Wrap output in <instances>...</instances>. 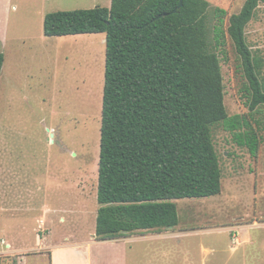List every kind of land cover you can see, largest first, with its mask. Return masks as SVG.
<instances>
[{"label": "rangeland", "instance_id": "1", "mask_svg": "<svg viewBox=\"0 0 264 264\" xmlns=\"http://www.w3.org/2000/svg\"><path fill=\"white\" fill-rule=\"evenodd\" d=\"M45 1L15 0L14 5L26 8L11 9L8 21L3 14L0 27V53L5 56L0 78V242L13 248L4 252L0 245V264H18L17 247L38 251L41 231L67 234L84 243L96 236L106 34L47 37L44 21L54 12L109 8L111 0H49L43 7ZM207 1L227 11V29L230 17L247 0ZM246 33L252 51L264 61V3ZM220 58L227 113L249 116L262 138L259 154L253 157L230 132L216 128L222 194L175 202L178 231L214 232L184 237L185 255L177 241L163 236L128 243V264H182L188 254L198 262L202 245L225 247L232 236L243 242L245 237L232 230L215 231L232 226L238 218H248L241 224H252L254 219L260 224L245 233L254 242L241 246L250 245L249 254H244L246 264H264V114L250 116L240 59L229 36ZM261 79L264 83V68ZM42 218L48 220L44 228ZM138 234L144 233L134 235ZM94 248L95 256L111 251ZM28 255L30 264H51L49 256L41 260L35 252ZM227 255L218 253L207 261Z\"/></svg>", "mask_w": 264, "mask_h": 264}, {"label": "trees", "instance_id": "2", "mask_svg": "<svg viewBox=\"0 0 264 264\" xmlns=\"http://www.w3.org/2000/svg\"><path fill=\"white\" fill-rule=\"evenodd\" d=\"M180 3L111 0L109 8L45 17L47 37L106 34L98 241L174 229L177 200L221 195L216 128L253 157L259 154L262 138L249 116L227 113L220 52L229 36L250 116L264 114V61L246 35L264 0H247L227 29L226 10L207 0ZM4 62L0 53V78Z\"/></svg>", "mask_w": 264, "mask_h": 264}, {"label": "crops", "instance_id": "3", "mask_svg": "<svg viewBox=\"0 0 264 264\" xmlns=\"http://www.w3.org/2000/svg\"><path fill=\"white\" fill-rule=\"evenodd\" d=\"M18 1V0H17ZM15 0H0V27L2 28L3 24V18L6 17L7 21L9 19V14L11 12V9L24 10L26 7L23 5H19L16 3L14 5ZM47 2L49 0L43 2V7L47 5ZM20 3V2H19ZM3 14H5L3 16ZM4 34V33H2ZM1 34V36H2ZM8 35V33L6 34ZM7 37V36H6ZM5 63V62H4ZM248 218H238L234 221V224L230 227H227L226 229H218L215 231L218 232H225L232 230V232H237L240 236H244V240L239 238L240 244L236 247L233 245V236L230 238L231 243L226 245L225 247L220 246H214L211 248H207L206 246L202 245L201 250L199 247V251L203 254V256H199V261L197 262L195 259V256H190V254L187 255V258L185 257L181 259L182 264H233L234 258L239 254L241 257L236 262V264H246V258L244 257V254H249L248 245L252 244L254 241H251V239L248 236H245V233L249 232V229H251L254 226H259L260 224L257 223L254 219L252 224H241L243 221H245ZM242 221V222H241ZM247 221V220H246ZM240 223V224H238ZM41 224L45 225L46 227L48 225V220L46 218L41 219ZM179 225L174 229H169L162 233H141L143 235H131V236H125L120 237L118 239L114 240H108V241H98L96 236L93 238L94 241L92 242H78L76 238L68 236H62L59 237V235L55 234V232L52 233V231H41V236L38 237V244L40 245L35 250H27V249H20L19 247L15 248L16 254L21 257V259L18 261V264H30L28 255L29 252H35L37 258H40L41 260L49 256L51 259V264H128V256H129V247L128 243L132 244L134 241H140L146 238L150 239H156L160 236H163L164 238L171 239L173 241H177V247L178 249L181 248L180 253L184 254V245H185V238L188 235H191L193 233H212L214 231L212 230H200V231H189V230H181L178 231ZM48 232V233H46ZM149 235V236H147ZM4 241V240H2ZM6 243V242H5ZM245 244V246H241L242 244ZM4 252H11L12 245L6 243ZM2 246V245H1ZM96 248L102 247V248H109L111 251L107 254L102 252L100 255L97 254L96 256L93 254V250ZM4 247V246H2ZM245 247V248H244ZM198 251V248H197ZM218 253H227V259H222L219 257H216L213 260L207 261L210 257L213 255H217ZM34 254V253H33ZM24 255V256H23ZM99 255V256H98ZM185 255V254H184ZM238 255V256H239ZM238 258V257H237ZM48 259V257H47Z\"/></svg>", "mask_w": 264, "mask_h": 264}, {"label": "built area", "instance_id": "4", "mask_svg": "<svg viewBox=\"0 0 264 264\" xmlns=\"http://www.w3.org/2000/svg\"><path fill=\"white\" fill-rule=\"evenodd\" d=\"M233 243H234L235 245H239V244H240V240H239V237H238V236H234V237H233ZM0 245H2V246H4V247L8 246V245H6L5 241H1V242H0Z\"/></svg>", "mask_w": 264, "mask_h": 264}, {"label": "water", "instance_id": "5", "mask_svg": "<svg viewBox=\"0 0 264 264\" xmlns=\"http://www.w3.org/2000/svg\"><path fill=\"white\" fill-rule=\"evenodd\" d=\"M183 3H184V0H181V3H180L179 8H182L183 7Z\"/></svg>", "mask_w": 264, "mask_h": 264}]
</instances>
